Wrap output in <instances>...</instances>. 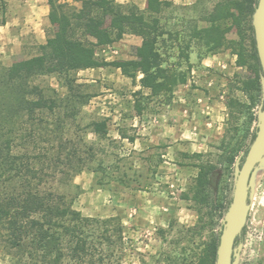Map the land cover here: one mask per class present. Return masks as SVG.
I'll use <instances>...</instances> for the list:
<instances>
[{
  "label": "rangeland",
  "instance_id": "rangeland-1",
  "mask_svg": "<svg viewBox=\"0 0 264 264\" xmlns=\"http://www.w3.org/2000/svg\"><path fill=\"white\" fill-rule=\"evenodd\" d=\"M115 1L146 7V0ZM166 1L159 52L166 75L181 79L172 90L151 94L139 82L142 73L133 68L135 78L113 65L77 73L88 102L79 107L69 127L70 131L78 128L77 133L94 144V165L100 163V168L74 177L81 189L74 207L88 216L120 217L126 242L122 264H173L172 258L187 257L190 249L201 250L217 234L222 223L220 205L231 198L235 162L250 144L263 98V86L260 96L253 93L257 95L254 103L241 91L243 81L253 75L249 60L238 65L233 50L247 44L241 28L227 32L214 52L194 37L195 27L205 24L202 16L223 0ZM48 11L47 0H0V67L38 53L50 29ZM230 23V19L224 21L225 26ZM141 41L140 36L125 34L98 46L96 57L106 62L136 59ZM112 49L118 53L113 55ZM37 82L65 92L56 76H43ZM199 91L225 104L217 120L221 128L205 141L200 157L192 156L196 151L191 152L181 138L182 126L197 111ZM231 98L244 104L229 109L226 102ZM93 121L106 126L103 137L91 132ZM152 136L158 137V143L150 141ZM200 163L215 166L210 175V205L195 202L190 191ZM0 264L20 262L0 245ZM235 264H264V161L252 177L251 207Z\"/></svg>",
  "mask_w": 264,
  "mask_h": 264
},
{
  "label": "trees",
  "instance_id": "trees-1",
  "mask_svg": "<svg viewBox=\"0 0 264 264\" xmlns=\"http://www.w3.org/2000/svg\"><path fill=\"white\" fill-rule=\"evenodd\" d=\"M73 1L79 5L47 0L50 29L45 42L38 45V53L0 67V245L20 264H122L125 255L124 225L119 216H88L74 207L81 192L74 177L100 168V163L94 165V144L79 135L78 128L70 131L69 127L79 107L88 102L87 94L80 91L77 73L113 65L135 78L130 71L133 68L143 75L141 86L153 95L172 90V85L181 80L177 75H166L159 52L165 34L161 13L168 1L146 0L145 9L115 0ZM257 1L223 0L202 16L205 24L194 29V37L208 52L221 47L227 32L242 29L247 44L233 50L238 65L249 60L253 75L243 81L241 91L253 103L262 91L252 26ZM1 12L3 24L5 10ZM227 19L231 23L225 26ZM125 34L142 38L136 59L106 62L96 57L98 46ZM43 76L58 77L65 92L37 82ZM243 104L235 98L226 102L229 109ZM91 132L103 137L106 126L93 121ZM254 136L255 131L250 142ZM191 155L200 157L202 153ZM214 170V165H198L190 191L200 205H210V175ZM230 199L220 205L221 219ZM244 231L236 245L243 241ZM219 236L220 229L201 250L190 249L189 256L174 257L172 263L215 264Z\"/></svg>",
  "mask_w": 264,
  "mask_h": 264
},
{
  "label": "water",
  "instance_id": "water-1",
  "mask_svg": "<svg viewBox=\"0 0 264 264\" xmlns=\"http://www.w3.org/2000/svg\"><path fill=\"white\" fill-rule=\"evenodd\" d=\"M257 54L262 70L263 98L257 113L255 136L245 154L235 162L236 178L230 202L224 213L215 264H235L242 242L237 238L246 226L251 207L252 177L264 161V0H258L252 14Z\"/></svg>",
  "mask_w": 264,
  "mask_h": 264
},
{
  "label": "crops",
  "instance_id": "crops-1",
  "mask_svg": "<svg viewBox=\"0 0 264 264\" xmlns=\"http://www.w3.org/2000/svg\"><path fill=\"white\" fill-rule=\"evenodd\" d=\"M105 45L101 46L103 47ZM110 52L114 55V53H118V50L112 49ZM107 53L108 52H106V54ZM109 58L108 56L107 60ZM202 62L205 63V59H203ZM91 70H94V68H91ZM196 100L199 102L196 104L197 111L190 115L187 123L181 128V138L186 140L185 143L189 149L192 148L190 149L192 150L191 152H201V148L205 145V141L211 140L212 136H215L213 131L221 128V122L217 120L224 114L223 111L225 109V104L222 100L211 98L210 95L202 91L196 94ZM150 141L158 143V137L152 136Z\"/></svg>",
  "mask_w": 264,
  "mask_h": 264
}]
</instances>
